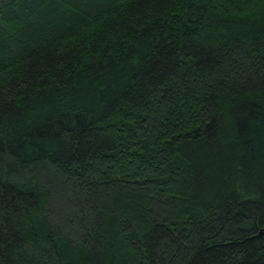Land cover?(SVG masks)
<instances>
[{
  "label": "trees",
  "instance_id": "16d2710c",
  "mask_svg": "<svg viewBox=\"0 0 264 264\" xmlns=\"http://www.w3.org/2000/svg\"><path fill=\"white\" fill-rule=\"evenodd\" d=\"M0 264H264V0H0Z\"/></svg>",
  "mask_w": 264,
  "mask_h": 264
}]
</instances>
